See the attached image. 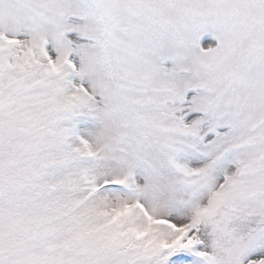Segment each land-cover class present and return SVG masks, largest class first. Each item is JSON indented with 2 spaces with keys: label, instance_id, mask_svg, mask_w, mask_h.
I'll return each instance as SVG.
<instances>
[{
  "label": "snow or ice",
  "instance_id": "snow-or-ice-1",
  "mask_svg": "<svg viewBox=\"0 0 264 264\" xmlns=\"http://www.w3.org/2000/svg\"><path fill=\"white\" fill-rule=\"evenodd\" d=\"M0 264H264V0H0Z\"/></svg>",
  "mask_w": 264,
  "mask_h": 264
}]
</instances>
